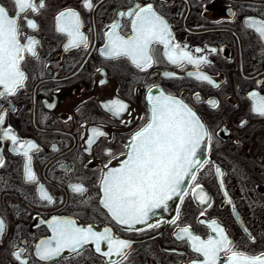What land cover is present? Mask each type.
Returning a JSON list of instances; mask_svg holds the SVG:
<instances>
[{
    "label": "flooded vegetation",
    "instance_id": "af4514ba",
    "mask_svg": "<svg viewBox=\"0 0 264 264\" xmlns=\"http://www.w3.org/2000/svg\"><path fill=\"white\" fill-rule=\"evenodd\" d=\"M33 2L38 6L40 0ZM90 2L89 9L85 0H43L42 8L18 19L20 42L33 37L37 55L23 54L20 67L26 79L14 94L0 97V129L10 130L18 141L14 144L0 132V221L5 226L0 264H202L205 257L181 230L188 228L207 241L219 238L217 226L231 248L221 249L215 264H232V252L264 253V115L253 111L264 97V38L256 31L258 25L245 24L249 19L264 21V0ZM147 3L170 26L172 42L180 45L175 55L187 51L207 62L173 64L157 43L151 45V65L143 69L127 57H109L110 25L118 23L115 31L126 39L132 35L131 18L118 14ZM0 5L10 16L16 14L13 0H0ZM68 9L78 13L86 44L76 46L80 37L71 27L74 17L57 20ZM26 20L37 27L29 28ZM59 26L68 31H59ZM201 75L214 83L199 79ZM158 92L181 96L211 138L206 137L203 163L175 212L148 213L144 223L129 227L101 203L103 170L128 155L126 145L149 119L150 97ZM210 100L217 102L215 108ZM92 129L104 135L95 136ZM29 141L34 148L28 147ZM26 164L35 181L26 179ZM76 185L86 191H74ZM41 186L51 201L42 198ZM54 217L82 229L91 226L98 234L109 229L113 242L124 240L129 247L117 255L108 240H101L97 251V242L89 239L43 261L36 255L37 245L51 240L55 246L49 226Z\"/></svg>",
    "mask_w": 264,
    "mask_h": 264
},
{
    "label": "snow or ice",
    "instance_id": "6c2138e0",
    "mask_svg": "<svg viewBox=\"0 0 264 264\" xmlns=\"http://www.w3.org/2000/svg\"><path fill=\"white\" fill-rule=\"evenodd\" d=\"M16 14L10 16L8 10L0 5V97L14 94L17 87L22 86L26 79L20 64L24 60V53L28 52L35 57L36 51L33 45L37 43L33 37H25L26 43L20 42V32L18 19L21 14L27 11L36 12L44 6L40 0L37 6L33 0H13ZM86 8H91L90 0H85ZM119 16L131 18L132 35L126 39L120 36L115 30L119 27L118 23L110 25L112 32L108 33V44L106 52L109 57H127L138 68H146L152 63L151 45L153 43L162 44L165 48L164 55L167 59L176 64L187 60L189 63L200 64L207 61L203 58L197 60L187 51H181L179 55L174 53L180 49V45L174 44L170 26L166 20L154 10L151 3L143 6L136 4L120 12ZM74 17L76 22L71 25L75 33L80 37L76 46L80 43L86 44V37L79 32V15L72 9L59 13L57 20L62 18ZM29 28L37 27L33 20H26ZM246 26L258 25L256 31L261 38H264V21L246 20ZM59 31H68V27L59 26ZM72 35V32H69ZM196 51H202L196 49ZM212 51H215L213 49ZM191 75V73H189ZM199 79L214 83L208 76L201 75ZM218 86V85H217ZM255 96V93L250 94ZM153 101L151 117L145 127L137 131L129 145L128 159L121 168L110 170L102 178L103 198L101 203L111 213L112 217L120 224L131 227L137 223H144L148 213L160 207L171 195L177 191L182 183V178L188 176L196 167L201 166L203 161H196L195 150L204 137L211 138L201 118L196 112L185 104L171 96L161 95ZM208 103L215 108L217 102L214 100ZM121 108L123 106H120ZM110 110H112L110 108ZM253 111L264 115V97L261 104ZM4 122V116L0 115V125ZM243 123V122H242ZM3 136L8 137L15 144L17 138L9 131H3ZM95 136H102L104 133L92 129ZM93 140H89L91 144ZM29 148H34L33 142H26ZM27 155V152L24 153ZM31 158L29 157V160ZM219 171V169H217ZM26 179L35 181L36 177L31 172L30 165H25ZM195 180L194 172L190 176ZM199 187V185H197ZM74 191L83 193L86 189L82 185L73 186ZM41 196L51 201V197L43 192L41 186ZM204 202V201H202ZM175 223V221H173ZM216 225V221H212ZM54 232L55 246L52 241H41L37 245L36 255L43 261L52 260L60 256L65 247L73 250L85 244L89 239L97 242V251H100L99 242L108 240L110 249L115 248L117 255H123V250L129 247V242L124 240L112 241L107 235L109 229H105L103 234L93 232L91 226L82 229L74 226L70 220L53 218L49 222ZM151 226V225H149ZM4 223L0 221V234L4 231ZM181 231L186 233L193 241V247L197 253H202L205 260L202 264H215L218 253L221 249L230 250L231 242L224 235V230L217 226L219 238L210 237L207 241L192 235L188 228ZM110 255V252L104 253ZM17 260H21L19 252L13 253ZM232 264H264V253L257 256H246L240 252H232ZM21 264H27L21 260ZM195 264V262H193Z\"/></svg>",
    "mask_w": 264,
    "mask_h": 264
},
{
    "label": "water",
    "instance_id": "95a60500",
    "mask_svg": "<svg viewBox=\"0 0 264 264\" xmlns=\"http://www.w3.org/2000/svg\"><path fill=\"white\" fill-rule=\"evenodd\" d=\"M161 95H164V96H171V97H174L178 100H181L183 101L185 104H187L189 107H191L181 96L179 95H174V94H169V93H165V92H158L157 94H155L152 98H157V97H160ZM153 103V101H151V104ZM192 108V107H191ZM194 111L195 109L192 108ZM196 112V111H195ZM196 114L199 116V114L196 112ZM150 117H151V114H150ZM150 117L149 119L147 120V122L143 125V127H145L147 125V123L149 122L150 120ZM200 117V116H199ZM201 118V117H200ZM203 122V121H202ZM142 127V128H143ZM141 128V129H142ZM206 141H207V138L204 137L201 141V143L197 146L196 150H195V157L194 159L196 161H203L204 157H205V145H206ZM128 159V155L126 157H117L115 158L114 160H112L109 164H107L105 167H104V175L103 177L110 171V170H113V169H119L122 167V165L124 164V162ZM197 168V167H196ZM195 168V169H196ZM195 169L193 170V172L195 171ZM193 172H190L188 176H185L182 178V183L180 185V187L177 189V191L175 193H173L171 195V199H168L164 202V204H162L160 207L158 208H154L152 209L149 214L151 215H164L166 213H174L175 212V209H176V205H177V202H178V199L181 195V193L184 191L185 187L187 186L189 180L191 179L190 176L193 174ZM262 254V253H261ZM260 255V254H258ZM257 256V255H255ZM251 257V256H249ZM228 259H231V257H228Z\"/></svg>",
    "mask_w": 264,
    "mask_h": 264
}]
</instances>
